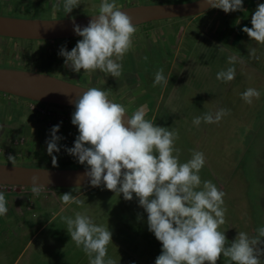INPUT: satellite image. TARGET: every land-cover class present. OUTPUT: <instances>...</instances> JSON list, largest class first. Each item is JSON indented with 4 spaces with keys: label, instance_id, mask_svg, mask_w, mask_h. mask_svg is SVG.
Masks as SVG:
<instances>
[{
    "label": "rangeland",
    "instance_id": "obj_1",
    "mask_svg": "<svg viewBox=\"0 0 264 264\" xmlns=\"http://www.w3.org/2000/svg\"><path fill=\"white\" fill-rule=\"evenodd\" d=\"M35 1L37 6L46 3V0H29L25 9L34 8L35 18H48L47 9L36 7ZM260 3L264 0H243V9L247 12L241 15L240 23L252 27L251 17ZM241 11L225 13L222 9L210 8L202 16L139 25L135 46L121 62L125 74L133 76L132 86L135 83L136 88L134 93L128 94L129 104L146 106V119L179 133L175 147L179 149L180 162L189 160L194 150L204 154L206 162L199 173L201 180L211 181L226 193L225 224L219 230L225 232L228 245L239 232L254 237L257 228L264 226V45L251 40L247 33L242 35L241 43L234 44L235 27H238L235 23ZM70 14L80 16L90 12L76 8ZM0 15L15 14L0 7ZM58 41L61 40L33 43L44 48ZM252 48L256 49L258 59L249 56ZM230 56L237 57L236 75L225 83L216 76L232 66ZM129 57L139 61L134 62ZM2 67L17 68L13 64ZM161 68L169 77V83L167 87H153L155 73ZM54 76L76 82L65 76ZM109 77H106L107 85L112 84ZM115 84H112L113 88ZM126 87L131 90L127 83ZM249 88L261 93L251 104L241 96ZM28 102V99L0 92V121L10 125L11 140L18 142L14 152L3 151L9 152L14 162L3 161L47 168L79 167L81 164L64 147H72L79 134L77 126L71 123L75 110L50 105L55 113L45 118L32 112L26 106ZM221 108L230 112L218 123L202 120L199 126L193 124L195 117L214 115ZM42 124L48 128V139L52 126L60 124L57 135L63 137L58 141L61 150L53 153L58 166L52 164L45 138L38 135L36 138V132L29 139L26 137L30 126L36 131ZM26 142H29L28 147ZM16 189L7 185L0 188L8 208L7 214L0 216V264H89L88 256L71 240L62 219L65 216L74 218L76 212L85 213L96 224L109 227L112 243L108 245V256L117 264H155L161 253V242L148 230L147 213L135 194L128 201L122 193H114L103 185L44 187L38 197L33 195L31 187ZM65 192L84 200V205L63 204L61 196ZM230 195L239 201L238 205L230 200ZM28 204L31 208L28 212H14L19 206ZM11 208L15 216L10 218ZM217 264L234 262L221 255ZM261 264H264V256Z\"/></svg>",
    "mask_w": 264,
    "mask_h": 264
},
{
    "label": "clouds",
    "instance_id": "obj_2",
    "mask_svg": "<svg viewBox=\"0 0 264 264\" xmlns=\"http://www.w3.org/2000/svg\"><path fill=\"white\" fill-rule=\"evenodd\" d=\"M207 7L222 9L225 13L243 10V0H204ZM81 5V0H63V11L72 13ZM59 9L60 5H53ZM206 7V8H207ZM117 0H101L98 14L92 15L86 26L71 18L74 33L81 37L69 51L61 46L58 55L64 57V66L79 73L81 69L89 76L99 70L107 76L118 79L122 75V61L134 47V36L138 31L133 18L121 10ZM56 21V20H54ZM252 27L244 26L242 31L251 40L264 45V3L257 5L251 17ZM249 56L258 59L256 49ZM227 70L217 73L216 78L225 83L235 78L237 57L230 56ZM105 83V81H104ZM169 77L163 69L155 73L153 87H167ZM70 103L75 105L71 123L78 128V135L72 147L65 151L86 165L77 181L86 177L93 187L103 185L106 189L123 194L131 201L133 194L147 213L148 230L161 242V253L155 264H217L223 257L234 264H261L264 256V226L257 228V235L249 237L239 232L228 245L225 232L227 208L224 206L226 193L211 181H202L199 175L205 165V156L193 151L186 162L179 160V139L176 130L157 125L146 119L147 108L140 106L132 114L128 109L110 98V93L96 87L84 88ZM261 93L249 88L241 94L251 104ZM230 110L219 109L214 115L195 117L193 124L218 123ZM62 123V122H61ZM60 124L50 129L46 140L47 152L52 156L53 166H58L57 157L63 137L57 135ZM14 162L13 156L8 157ZM80 186V183H76ZM31 192L40 196L46 184L39 177H31ZM63 204L83 206L85 201L65 192ZM7 201L0 192V216L8 212ZM66 229L78 248L88 256L89 264H117L108 256V245L112 243L109 227L98 225L87 214L76 212L75 217L62 218Z\"/></svg>",
    "mask_w": 264,
    "mask_h": 264
},
{
    "label": "water",
    "instance_id": "obj_3",
    "mask_svg": "<svg viewBox=\"0 0 264 264\" xmlns=\"http://www.w3.org/2000/svg\"><path fill=\"white\" fill-rule=\"evenodd\" d=\"M206 7L204 0H190L131 5L122 7L121 10L133 18V23L140 24L151 20L197 15L211 8ZM95 14L74 18L78 24L86 26ZM71 18H18L0 15V35L30 39L77 37ZM84 88L88 87L44 72L0 67V91L29 100L75 109L70 100L85 91ZM85 170L86 166L47 168L0 162V184L31 187V177L36 175L40 183L46 184L45 187H85L90 186L86 177L79 181L76 179ZM77 182L80 186H77Z\"/></svg>",
    "mask_w": 264,
    "mask_h": 264
},
{
    "label": "flooded vegetation",
    "instance_id": "obj_4",
    "mask_svg": "<svg viewBox=\"0 0 264 264\" xmlns=\"http://www.w3.org/2000/svg\"><path fill=\"white\" fill-rule=\"evenodd\" d=\"M13 1L14 3H12ZM28 1L29 0H0V7H5L9 11H13L15 15L9 16V17L35 18L33 16L34 8L25 9V6L28 3ZM168 2H183V1L117 0V4L121 6V8L126 7V6H131V5H138V4L168 3ZM35 3H36V7L40 6V7H43L44 9H47L49 17L45 19L77 17V16H72L71 14H66L63 11V0H46L45 4H38V6H37V1H35ZM100 3H101V0H81V5H79V7H76V8L78 9V11L88 10L90 14H95V13H98ZM56 4L60 5L59 9H56L53 7V5H56ZM76 8H74L73 11ZM208 10L202 13H199V15L197 14V16L204 15L206 12H208ZM80 16H84V15H80ZM197 16L193 15V16H187V17L190 18V17H197ZM174 18H183V17H174ZM171 19L173 18L151 20V21H147L144 23L153 22V21H161V20L169 21ZM144 23H140L136 25L139 26ZM147 31L150 32V30H147ZM0 38H1L0 40V65L1 66L0 67L13 64L17 66V68H14V69L34 70L38 72H44L47 74L51 72L50 74L53 73V75H61V76H65L68 78H72V79H75L77 83L82 84L88 88L96 87V88L108 91L110 93V98L114 100V102L117 101L120 104L124 105L128 109L129 114H132L135 111L134 109L137 110L139 108V107H135V105H130L129 102L131 100H127L128 94L130 92L134 93L136 88L134 87L135 83H133V86H132L131 78L133 76H128L125 74L126 69L124 66H123L122 75L118 79L112 76L109 77L112 79V84L116 83L114 88L111 83L107 85L109 82L107 81L106 77L108 76L99 70L95 71L94 73H91L89 76V74L85 73L83 69H81L79 73H75L69 68L64 66V57L58 55L60 47L65 46L67 50L70 51L76 45V42L79 39H81V37L77 36V37L58 38V39H30V38L0 35ZM53 40H61V41L65 40V41L64 42L58 41L56 44H50L48 46H45L44 48H41V44L39 43L38 44L33 43V41L43 42V41H53ZM144 42L146 43L145 39H144ZM129 58L133 60L134 62L139 61L138 58L136 60H134V58L132 57H129ZM132 67L135 68V66H132ZM3 68H7V67H3ZM65 71H68V72H65ZM126 83L127 85L129 84V87L132 91L126 87ZM6 94H9V93H6ZM9 95L16 96L12 94H9ZM24 99H27V98H24ZM36 102L46 105V106L51 105L52 107L54 106H59L60 108L64 107L60 105L49 104V103H44V102H39V101H36ZM64 108H69V107H64ZM69 109H72V108H69ZM9 128H10V125L5 123L4 120L0 121V162H4L3 160L5 161L8 160V157L10 156L9 152L5 153L3 151L9 150V151L14 152L13 150H15L16 147H18V142L11 140L12 135L11 133H9ZM35 132H36L35 134L36 138L38 135L39 138H42V139L45 138L46 140L48 139V134L46 133L48 132V128H45L44 124H42L41 128H37L36 131H35V128L34 129L30 128L29 134L26 135V137L29 139V137L33 136V133ZM3 140H8L10 142H4ZM28 146H29V142H26V147ZM6 154H8L9 156H6ZM17 155H21V154H17ZM20 165H24V164H20ZM83 166L84 165H79V167H83ZM11 186L14 189L17 188L16 190H19V187H24V186H13V185Z\"/></svg>",
    "mask_w": 264,
    "mask_h": 264
},
{
    "label": "built area",
    "instance_id": "obj_5",
    "mask_svg": "<svg viewBox=\"0 0 264 264\" xmlns=\"http://www.w3.org/2000/svg\"><path fill=\"white\" fill-rule=\"evenodd\" d=\"M27 107L32 111L35 112V114L41 115V116H45V118L47 117H51V115H54V111L53 109H51L49 106L40 104L34 100H30ZM6 156H9L8 154H6ZM6 185H1L0 184V188L5 187ZM9 185H7L8 187Z\"/></svg>",
    "mask_w": 264,
    "mask_h": 264
},
{
    "label": "crops",
    "instance_id": "obj_6",
    "mask_svg": "<svg viewBox=\"0 0 264 264\" xmlns=\"http://www.w3.org/2000/svg\"><path fill=\"white\" fill-rule=\"evenodd\" d=\"M245 11H241V13H240V15H239V17H238V19H237V21H236V23L235 24H237L238 25V27H239V25H240V19H241V15L244 13V12H247V10L246 9H244ZM209 11V10H208ZM236 26V25H235ZM238 27H235V32H234V36H233V40H234V37L238 34V30H239V28ZM232 40V41H233ZM30 128H32V126H30ZM31 208L29 207V204L28 205H24V206H19L18 208H16L15 209V211L13 210V208H11L9 211V217L11 218V217H13V216H15V213H12L13 211L14 212H16V214H17V212H28L29 210H30Z\"/></svg>",
    "mask_w": 264,
    "mask_h": 264
},
{
    "label": "trees",
    "instance_id": "obj_7",
    "mask_svg": "<svg viewBox=\"0 0 264 264\" xmlns=\"http://www.w3.org/2000/svg\"><path fill=\"white\" fill-rule=\"evenodd\" d=\"M244 26H245L244 23H243V24L240 23V25H239V27H238V28H239V30H238V34L234 37V40H233L234 44H239V43H241V41H243V37H242V35H245V32L242 31V28H243ZM72 109H73V108H72ZM74 110H75V109H74ZM229 198H230V200L233 201V203H234L235 205H238L239 201H238L237 199H235V197H233L232 195H230ZM252 229H253V227H252ZM252 232L254 233V230H253Z\"/></svg>",
    "mask_w": 264,
    "mask_h": 264
}]
</instances>
